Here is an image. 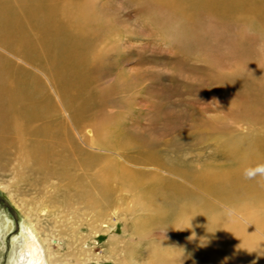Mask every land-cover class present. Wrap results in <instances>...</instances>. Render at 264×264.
<instances>
[{"label": "rangeland", "instance_id": "obj_1", "mask_svg": "<svg viewBox=\"0 0 264 264\" xmlns=\"http://www.w3.org/2000/svg\"><path fill=\"white\" fill-rule=\"evenodd\" d=\"M81 3L86 13L83 24L90 33L94 31L83 94L65 100L40 61L29 62L20 55L19 60L10 53L20 69L38 78L41 93L36 106L45 108L24 123L20 138L29 147L48 146L50 155L41 166L25 159L28 152H22L21 146H0L1 197L17 217L49 239L57 253L56 264H232L228 250L219 245L223 234L208 235L206 228L196 225L197 219L184 228L149 221L146 199L142 201L140 193L125 186L120 177L126 167L138 181L174 182L212 201L217 205L216 216L227 224L234 222L238 231L249 235L247 249L252 253L244 250L236 255L239 263L264 264V235L239 217L233 220L230 211L227 217L228 211L224 213L216 198L211 199L196 181L213 171L236 177L244 152L236 148V142L246 135L264 137V82L258 81L264 77V31L245 21L244 15L228 22L206 8L186 17L189 9L180 2ZM228 35L242 44L235 50L229 47ZM90 98L94 101L82 122L76 120L80 104ZM68 133L76 146L97 155L96 168L108 169L102 178L108 185L107 196L97 188L94 172L82 165L86 157L61 145L60 135ZM91 139L100 143L95 146ZM83 189L90 190V198L96 200L93 210L79 200ZM253 197L231 209L243 211L242 206H249L250 213L264 216V206H257Z\"/></svg>", "mask_w": 264, "mask_h": 264}, {"label": "bare ground", "instance_id": "obj_2", "mask_svg": "<svg viewBox=\"0 0 264 264\" xmlns=\"http://www.w3.org/2000/svg\"><path fill=\"white\" fill-rule=\"evenodd\" d=\"M162 2L169 3L170 5L180 2L182 6L188 7L187 9H189L186 10L185 14L206 8L219 15L220 18L228 20V22H233L241 15H244L245 21H251L259 31H264V18L262 17L264 15V0H162ZM82 5L81 0H0V146L11 144L12 146H21L22 152H28L27 158H24L33 160L41 166H44L49 159L50 151L47 148L48 146L44 147V145H40L37 147H29V144L27 145L26 143L25 145L22 141L23 139L20 138L24 123L41 115L42 111L45 110V108H42V105V107L36 106V102L40 100L38 94L41 93V86L37 82V77L27 70L20 69L16 65L14 62L15 59L13 61L12 57H10V53L19 60L20 55L29 62H33L32 60L36 62L40 61L42 64L40 66H43L49 71L51 78L53 76V79H55L54 81H56V85L63 93L65 100H71V97L75 94L82 93L88 83L89 66H91L88 49L92 44L91 34L94 32L90 33L88 30L89 27L83 24L85 17L82 16L86 15V13ZM257 19L261 21L259 22ZM227 41L229 47L233 49L237 47V44H242L241 40L235 39L232 35H228ZM258 81L264 82V77H259ZM93 101L94 99L90 98L82 104L79 103L80 108L75 118L77 117L82 122L84 113H87ZM40 134L42 136V133ZM60 138L63 143L61 145L65 144L66 147L68 146L70 153L74 152L86 157L82 165L94 172V178H97L95 182H98L96 183L97 188L99 190L101 189L100 191L103 192L102 194L104 196H107L109 194L108 185L105 179L102 178L108 175V169L105 172L101 171L98 167L96 168L98 165L97 155L92 153L87 154L82 148L76 146L72 135L69 133L60 135ZM91 140L95 146L96 142L100 143V140ZM73 145L76 147L74 148ZM17 148L19 151L20 147ZM236 148L244 151L241 165L234 173L236 177L232 178V176H226L224 173L221 174L213 171V173L200 175L198 179H195L201 184V186L198 185L204 189L203 192L207 193L208 191L211 199L213 196L216 198L213 199L223 207L225 210L224 213L228 211L227 217L231 213L233 220L239 217L238 219H241L245 224H248L264 235V229H262L264 228V216L253 212L250 213L249 206L244 208L245 206L241 205L243 211L231 209L234 206L242 204V202H247L253 195L257 199L255 204L260 207L264 206V175L257 174L251 179L245 176L246 170L254 169L258 165H264V137L259 134L253 136L246 135L236 142ZM145 158L151 160L150 156ZM38 169H41V167ZM61 171L63 172V170ZM122 171L123 173L120 174V177L123 180V184L130 186V189L131 187L136 189L133 191L140 193L143 199L142 201L146 199L145 206L151 212L148 220L152 223L162 226L184 228L185 226L193 225L197 219L196 225L201 224L202 227L206 228L208 235L211 233L210 235L213 236L217 231L223 234V240L219 245L225 247L228 250V254L232 256L229 258V263L232 262L233 264L234 262V264H240L236 255L245 252L244 250L249 254L252 253L250 247L247 249L250 241L249 235L247 236L238 231L235 228L234 222L227 224L224 221L225 224H223L222 218L216 216L218 214V212H215L218 210L217 205L209 199H203L201 196L199 197L194 192H189L186 188L174 182H165L157 179L154 184L149 185L143 181H138V178L128 168L122 167ZM125 173H130L131 176L128 177ZM61 175L63 176V174ZM100 185L102 187L99 188ZM89 195H91L90 190L83 189L79 193V200L93 210L95 208L93 204L96 203V200L90 198ZM8 203L0 195V264H56L57 253L50 246L51 242L49 239L41 238L39 236L40 232L34 225L29 226L22 217L21 219L19 216L17 217V212L14 213V210L10 209L7 205ZM75 209L77 210V208ZM8 210H10V213ZM258 211L260 210L258 209ZM14 217L16 218V222ZM251 218L254 220L252 221ZM57 240L60 241L59 239ZM75 243L76 241L70 243L71 247ZM2 249L4 250L3 255L1 254ZM237 250L240 251L237 252ZM261 250L263 249H259V251ZM89 251L85 250V252ZM257 255L262 254L259 253ZM262 260L264 261V258Z\"/></svg>", "mask_w": 264, "mask_h": 264}, {"label": "clouds", "instance_id": "obj_3", "mask_svg": "<svg viewBox=\"0 0 264 264\" xmlns=\"http://www.w3.org/2000/svg\"><path fill=\"white\" fill-rule=\"evenodd\" d=\"M257 174L264 175V165H258L254 169H248L245 172V176L249 179L254 178Z\"/></svg>", "mask_w": 264, "mask_h": 264}, {"label": "water", "instance_id": "obj_4", "mask_svg": "<svg viewBox=\"0 0 264 264\" xmlns=\"http://www.w3.org/2000/svg\"><path fill=\"white\" fill-rule=\"evenodd\" d=\"M5 201H6V200H5ZM6 202H7V201H6ZM7 203H8V202H7ZM7 205L10 207V209H13L12 206H11L9 203H8ZM13 210H14V209H13ZM14 213H16L15 210H14Z\"/></svg>", "mask_w": 264, "mask_h": 264}]
</instances>
